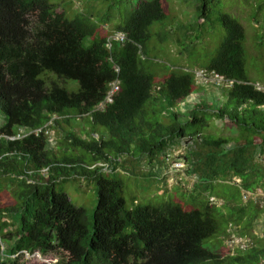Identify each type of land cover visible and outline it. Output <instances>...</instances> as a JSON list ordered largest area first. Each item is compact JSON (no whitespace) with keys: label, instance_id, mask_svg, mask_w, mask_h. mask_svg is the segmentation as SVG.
<instances>
[{"label":"trees","instance_id":"16d2710c","mask_svg":"<svg viewBox=\"0 0 264 264\" xmlns=\"http://www.w3.org/2000/svg\"><path fill=\"white\" fill-rule=\"evenodd\" d=\"M108 1L112 9L115 0ZM215 5L216 0H200L199 18L208 19ZM114 15L101 24L92 16L70 18L50 0H0V113L5 120L0 126V180L12 177L19 184L18 204H3L0 198V264H24L23 257L36 252L57 254L59 264L260 263L264 247L223 256L205 246L219 233L218 208L210 201L191 210L173 201L128 207L122 180L110 175L117 171L110 151L131 154L137 140L142 151L150 146L164 153L165 137L178 129L148 120L147 104L162 99L174 109L197 91L199 81L188 71H173L154 93L155 75L143 64V55L151 26L167 17L162 0H137L110 32L105 31ZM219 19L225 37L202 69L225 79L221 85L207 82L221 89L223 100H202L192 113L212 109L217 117L238 123L242 132L254 130L258 135L231 144L230 139H205L198 132V140L215 149L203 159H194L201 155L195 152L186 158L199 183L213 185L238 177L240 187L250 193L264 183L257 163L264 156V88L247 70L244 26L226 12ZM119 33L125 35L124 41L114 39ZM258 37L259 57L264 60V31ZM115 81L119 89L113 101L100 109ZM211 99L215 108L209 105ZM85 116L105 127L108 136L83 139L69 132L67 140L85 147L93 163L86 165L83 157L59 158L50 142V128ZM189 121L206 125L196 114ZM21 129L28 134L18 137ZM185 130L181 128L178 136L185 138ZM146 131L152 134L150 139ZM156 136L162 139L154 141ZM102 161L108 169L95 166ZM74 164L98 185L91 226L86 210L54 189L53 175L46 179L43 174L44 169L52 173ZM20 211L14 221L5 218Z\"/></svg>","mask_w":264,"mask_h":264},{"label":"rangeland","instance_id":"374dc122","mask_svg":"<svg viewBox=\"0 0 264 264\" xmlns=\"http://www.w3.org/2000/svg\"><path fill=\"white\" fill-rule=\"evenodd\" d=\"M50 1L58 5V10L65 11L70 18L77 15L92 16L94 21L101 24L110 14H119L114 15L108 22L105 31L110 32L121 13L130 9L137 0H115L112 9L108 0ZM162 3L167 17L163 21L154 22L151 26L152 36L146 43L143 55V64L155 75V94L173 71H188L197 78V72L214 57L226 34L219 19L221 12L229 13L244 26L247 34V70L264 88L262 71L264 60L260 59L258 49V36L264 31V0H216L208 19L199 18L197 8L200 0H162ZM253 15L255 18H252ZM49 77L55 78L52 74ZM213 84L207 83L205 78H200L197 91L174 109L162 99L149 102L148 120L160 121L167 126L175 127L178 129L177 132H171L165 137L168 144L164 153L150 146L142 151L137 140L132 145L131 154L119 155L115 150H111V156L116 159L117 171L110 175H116L122 180L124 198L129 208L136 204L157 205L173 201L181 204L185 210H191L199 207L202 202L210 201L218 208L216 218L219 222V233L207 239L204 244L224 256L230 253L237 254L238 251L246 253L256 246L264 247V183L246 196L247 191L240 187L242 180L238 177L208 185L199 183L198 177L190 174L191 164L186 156L195 152L201 155L194 159L198 157L203 159L210 149H215L199 141L196 133L199 132L205 139L227 138L231 144L241 143L247 137L258 135L254 130L242 132L238 123L233 124L226 118L217 117L212 109L192 113L194 106L202 100L209 102L212 97L223 100L221 89ZM67 85L76 86L74 83ZM209 105L212 108L216 106L212 99ZM173 111L179 116L175 117ZM71 112L76 114L75 110ZM194 114L204 118L206 125L202 123L196 125L189 121ZM258 119L260 120L261 116ZM4 122V117L0 113V126ZM181 128L186 129L185 138L178 136ZM49 131L51 145L59 158L83 157L86 165L93 163L91 153L82 145H70V141L67 140L69 132L83 139L97 135L108 136L105 127L94 124L87 116L81 119L75 117L70 123L55 125ZM164 133L167 135L168 131ZM146 134V138L150 139L152 134L149 131H146ZM161 139L156 136L154 141ZM103 162L105 161L96 165L99 166ZM257 163L264 174V156L258 157ZM81 173L82 167L78 164H74L73 168L70 165L63 166L52 173L47 169L43 170L46 179L53 175L52 185L56 191L66 193L76 206L86 210L91 226L98 203V185L93 177L83 176ZM18 190L16 178H2L0 180L2 203L18 204L16 196ZM17 215H21V211L8 214L5 218L11 222L18 218ZM59 259L57 254L43 255L36 252L32 255L27 253L22 261L24 264H59ZM258 264H264V259Z\"/></svg>","mask_w":264,"mask_h":264},{"label":"built area","instance_id":"2783aa9c","mask_svg":"<svg viewBox=\"0 0 264 264\" xmlns=\"http://www.w3.org/2000/svg\"><path fill=\"white\" fill-rule=\"evenodd\" d=\"M114 39L124 41L126 39V37L123 33H119L116 36H114ZM109 46H111V43L109 44ZM200 78H205V80L207 82H213V83H216L218 85H221L225 82V79L222 76H220L218 74L210 75V74H208V71H206L205 69H201L200 71L197 72V80L199 81ZM118 83H119L118 81H115L111 84L110 90L108 91V94H107L105 101L102 104H100V106H99L100 109H104L105 105L107 103H111L113 101L114 95L119 89ZM24 131H25L24 129H21L20 132L22 133V135L20 134L18 137H23L26 134H28L27 132L25 133ZM40 131H41V129L37 130L36 132L39 133ZM108 165H109L108 163L99 164V166H104L105 169H108ZM95 166H97V165H95ZM248 194L249 193H247L245 195L248 196Z\"/></svg>","mask_w":264,"mask_h":264}]
</instances>
